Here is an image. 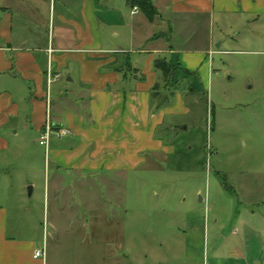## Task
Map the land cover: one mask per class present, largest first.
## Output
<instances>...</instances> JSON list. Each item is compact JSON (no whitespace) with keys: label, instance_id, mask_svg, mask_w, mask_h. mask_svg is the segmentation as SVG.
Wrapping results in <instances>:
<instances>
[{"label":"crops","instance_id":"obj_1","mask_svg":"<svg viewBox=\"0 0 264 264\" xmlns=\"http://www.w3.org/2000/svg\"><path fill=\"white\" fill-rule=\"evenodd\" d=\"M153 4L158 15L149 22L129 0H0V149L21 132L40 137L49 118L70 132L49 151L38 198L27 181V196L21 188V196L0 199V264H94L96 252L124 247L128 233L113 206H122L123 176L140 168L148 149L172 150L158 128L167 114L188 112L181 93L192 92L190 74L216 53L210 33L199 49L177 47L192 46L216 15L264 14V0ZM159 58L180 66L167 85L154 66ZM157 85L176 94L160 114L151 113ZM238 243L237 255L218 264H264L242 252L249 241Z\"/></svg>","mask_w":264,"mask_h":264},{"label":"rangeland","instance_id":"obj_2","mask_svg":"<svg viewBox=\"0 0 264 264\" xmlns=\"http://www.w3.org/2000/svg\"><path fill=\"white\" fill-rule=\"evenodd\" d=\"M209 33L216 53L190 74L192 92L181 93L188 112L167 114L157 131L172 150L155 156L148 149L140 168L122 175V206H113L128 233L125 245L108 256L96 252L94 264H218L237 255L238 241H249L242 250L249 260L264 258V14L216 15L192 46L177 49H199ZM157 91L151 113L160 114L176 94ZM62 141L52 136L47 152L30 133L9 140L0 149V183L11 186L0 199L21 196V188L27 196V181L38 198L49 151Z\"/></svg>","mask_w":264,"mask_h":264},{"label":"trees","instance_id":"obj_3","mask_svg":"<svg viewBox=\"0 0 264 264\" xmlns=\"http://www.w3.org/2000/svg\"><path fill=\"white\" fill-rule=\"evenodd\" d=\"M129 2L133 8H138L146 16L149 22H153L158 15L153 0H129ZM154 66L162 73V79L165 85H167L169 80L172 79L175 71L180 69L178 64L173 67L165 59H157ZM157 90H159L158 85L155 87L154 91L156 92Z\"/></svg>","mask_w":264,"mask_h":264},{"label":"built area","instance_id":"obj_4","mask_svg":"<svg viewBox=\"0 0 264 264\" xmlns=\"http://www.w3.org/2000/svg\"><path fill=\"white\" fill-rule=\"evenodd\" d=\"M138 9L135 8L133 14L137 13ZM52 136H56L59 139H64L70 136V132L66 129H56L55 126L52 125L50 118L47 120V124L40 136V145L45 147L47 152L49 149L50 139ZM46 256V250L37 251L35 254V258H44Z\"/></svg>","mask_w":264,"mask_h":264},{"label":"water","instance_id":"obj_5","mask_svg":"<svg viewBox=\"0 0 264 264\" xmlns=\"http://www.w3.org/2000/svg\"><path fill=\"white\" fill-rule=\"evenodd\" d=\"M29 193H31V188L29 189Z\"/></svg>","mask_w":264,"mask_h":264}]
</instances>
